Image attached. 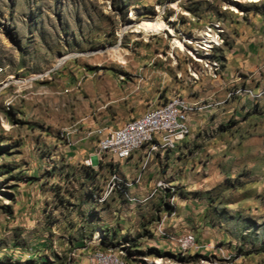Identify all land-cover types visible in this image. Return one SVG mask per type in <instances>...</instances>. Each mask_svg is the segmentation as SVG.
<instances>
[{
    "label": "rangeland",
    "instance_id": "374dc122",
    "mask_svg": "<svg viewBox=\"0 0 264 264\" xmlns=\"http://www.w3.org/2000/svg\"><path fill=\"white\" fill-rule=\"evenodd\" d=\"M233 1L0 0V264L98 251L264 264V2ZM159 14L202 63L171 51L172 35L121 33ZM206 29L210 51L195 47ZM175 98L189 110L173 150L90 160L108 131ZM183 235L195 241L184 253Z\"/></svg>",
    "mask_w": 264,
    "mask_h": 264
},
{
    "label": "bare ground",
    "instance_id": "6f19581e",
    "mask_svg": "<svg viewBox=\"0 0 264 264\" xmlns=\"http://www.w3.org/2000/svg\"><path fill=\"white\" fill-rule=\"evenodd\" d=\"M242 1L246 4H258L260 2H264V0H242ZM234 2H235V0L233 1V3ZM232 11L236 12L233 8H232ZM130 27L132 28L131 33H133L134 35H141L146 42L151 37H167L168 35H172L173 38L170 41L171 51L177 50L179 53H186L187 52L198 63H202L200 60H198L195 57V54H196L194 52L195 50H191L188 47V45H192L193 42H191V40H188L184 37H183L184 41H180L178 38H176L174 36L173 30L163 21L160 14L151 20H143V21H140V22L135 23V24L132 23V25L128 24L122 29L121 33H124ZM216 29H218V28H216ZM200 37L201 38H200L199 42L195 43V47H198L202 51H210L211 49H213L214 47L219 45V40H218L219 38L210 29H206V30L200 32ZM108 52H109V57L111 60L117 61L120 65H125V61H124L123 57L121 56V51L118 47H115L111 50H108ZM204 55L206 56L207 54H204ZM171 57H174V56L171 55ZM66 59H67L66 57L62 58L60 61H58L57 65H62L66 61ZM180 100H182V99H180V98L172 99L169 102H167L166 104H164V105H162V106H160V107H158L152 111H149L145 115H143L137 119H133V120L129 121L123 128L117 130V134H124V129H127V128H133V127L148 124L150 120H154L156 118V115L162 113L165 110H169L171 108V106L174 104H178V106H174V113L184 114V120H187V112H188L189 108L185 103H179ZM4 129L6 131H8V126L4 125ZM157 135H161L160 132H149L148 138L144 139L141 143V150L145 146H149V145L151 147H153L154 149H158V144L156 143V136ZM161 139L163 140L162 143H164L166 146H170V142L165 141L164 135H163V138H161ZM187 236H188V238H194L191 235H187ZM98 238H99V234L97 233L95 239H98ZM182 240H183V237L180 239H177L175 243L179 244ZM178 249L182 253H184L186 251L188 252V250H189L187 248H182V247H178ZM97 258H107V259L113 261V263H100V264H126L125 260L123 259V254L122 253L118 254L114 251H106V252L98 251L90 259H97Z\"/></svg>",
    "mask_w": 264,
    "mask_h": 264
},
{
    "label": "built area",
    "instance_id": "2783aa9c",
    "mask_svg": "<svg viewBox=\"0 0 264 264\" xmlns=\"http://www.w3.org/2000/svg\"><path fill=\"white\" fill-rule=\"evenodd\" d=\"M179 103L185 102L180 100ZM174 106H178V104H174L169 110L156 115V118L150 120L146 125L124 129V134H117V129L108 131L97 142L94 154L89 157L90 160H94L97 164L98 161L105 159L127 161L134 153L141 152V143L148 138L149 132H160L161 135H164L165 141L170 142V146L182 141L188 135L187 120H184V114L174 113ZM98 134L102 135V133ZM175 246L190 250L195 247V241L194 238L183 235V240ZM87 262L88 264L113 263L107 258L89 259Z\"/></svg>",
    "mask_w": 264,
    "mask_h": 264
},
{
    "label": "crops",
    "instance_id": "0c3cea01",
    "mask_svg": "<svg viewBox=\"0 0 264 264\" xmlns=\"http://www.w3.org/2000/svg\"><path fill=\"white\" fill-rule=\"evenodd\" d=\"M235 52L234 51H232V54H234ZM156 109V108H155ZM152 110H154V109H152ZM152 110H149V111H152ZM149 111H145L146 113H148ZM144 112V113H145ZM143 113V114H144ZM145 113V114H146ZM144 114V115H145ZM143 116V115H142ZM160 137L158 138V137H156V143L158 144V149H154L153 147H151L150 145L149 146H145L142 150H141V152H136V153H134L133 155H132V157L129 159L130 160V162L131 161H133V159H134V157L136 156L137 158H138V162L139 163H141L142 162V160H145V159H147V161L148 160H150V158L152 157V152H154V151H158V150H161V152H159L161 155L162 154H164L165 152H166V149H169V150H173L174 148H175V146L178 144L179 145V143L180 142H182V141H180V142H176L175 143V145L174 146H166L164 143H162L163 142V140L161 139V138H163V135H159ZM187 136V135H186ZM185 136V137H186ZM184 137V138H185ZM183 138V139H184ZM160 144V145H159ZM164 144V145H163ZM163 145V146H162ZM160 146V147H159ZM94 149V148H93ZM151 153V154H150ZM158 154V153H157ZM129 160H127L126 162L128 163V161ZM147 161H144V162H147ZM135 165H137V164H135ZM147 187L146 186H144V190L146 189ZM130 206H133V205H130ZM105 232L107 231V230H104ZM160 234H162L161 233V231H160ZM161 236V235H160ZM163 239V238H162Z\"/></svg>",
    "mask_w": 264,
    "mask_h": 264
},
{
    "label": "trees",
    "instance_id": "16d2710c",
    "mask_svg": "<svg viewBox=\"0 0 264 264\" xmlns=\"http://www.w3.org/2000/svg\"><path fill=\"white\" fill-rule=\"evenodd\" d=\"M103 233H104V237H106V232L103 231ZM102 245H105L106 246V243L105 242H102ZM132 246L135 247L136 244L134 243V244H132ZM136 252H140V251H136Z\"/></svg>",
    "mask_w": 264,
    "mask_h": 264
}]
</instances>
